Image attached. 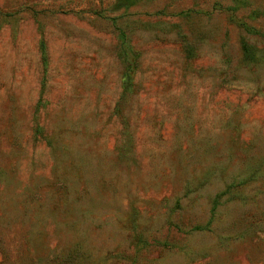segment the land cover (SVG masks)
I'll list each match as a JSON object with an SVG mask.
<instances>
[{"label": "rangeland", "instance_id": "374dc122", "mask_svg": "<svg viewBox=\"0 0 264 264\" xmlns=\"http://www.w3.org/2000/svg\"><path fill=\"white\" fill-rule=\"evenodd\" d=\"M0 264H264V0H0Z\"/></svg>", "mask_w": 264, "mask_h": 264}, {"label": "trees", "instance_id": "16d2710c", "mask_svg": "<svg viewBox=\"0 0 264 264\" xmlns=\"http://www.w3.org/2000/svg\"><path fill=\"white\" fill-rule=\"evenodd\" d=\"M133 3L134 0H118V5H132Z\"/></svg>", "mask_w": 264, "mask_h": 264}]
</instances>
